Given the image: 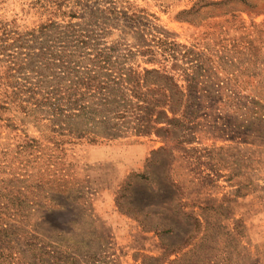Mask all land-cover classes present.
<instances>
[{"label":"rangeland","instance_id":"1","mask_svg":"<svg viewBox=\"0 0 264 264\" xmlns=\"http://www.w3.org/2000/svg\"><path fill=\"white\" fill-rule=\"evenodd\" d=\"M50 19L63 98L0 110V264H264V0H0L9 43Z\"/></svg>","mask_w":264,"mask_h":264},{"label":"trees","instance_id":"2","mask_svg":"<svg viewBox=\"0 0 264 264\" xmlns=\"http://www.w3.org/2000/svg\"><path fill=\"white\" fill-rule=\"evenodd\" d=\"M62 0H36L37 3H59ZM44 12H52L50 7L41 6ZM54 21L40 22L37 27L25 32H17L12 42L0 37V110L20 109L33 112L43 106L57 108L63 94L59 88L45 86L47 75L40 68L48 63L50 55L47 47L43 48V37L48 35ZM74 36L72 32L71 37ZM34 46V47H33ZM34 72L35 82L24 77L25 73ZM59 110V108H58ZM174 113V112H173ZM25 147L30 145L24 144Z\"/></svg>","mask_w":264,"mask_h":264}]
</instances>
